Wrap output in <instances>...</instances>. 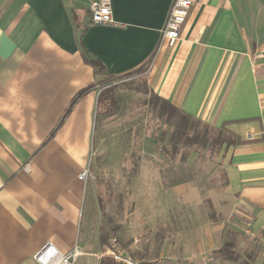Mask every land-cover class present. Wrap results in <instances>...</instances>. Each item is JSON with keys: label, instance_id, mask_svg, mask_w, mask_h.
Segmentation results:
<instances>
[{"label": "crops", "instance_id": "obj_1", "mask_svg": "<svg viewBox=\"0 0 264 264\" xmlns=\"http://www.w3.org/2000/svg\"><path fill=\"white\" fill-rule=\"evenodd\" d=\"M173 3L112 0L117 24L99 26L90 0H0V33L16 44L0 56V264H39L46 243L78 247L76 264H125L109 250L141 264H264V0H192L169 47ZM145 67L150 94L242 139L219 153L222 182L182 177L155 138L135 153L133 139L97 133L103 79ZM227 240L237 261L217 254Z\"/></svg>", "mask_w": 264, "mask_h": 264}, {"label": "rangeland", "instance_id": "obj_2", "mask_svg": "<svg viewBox=\"0 0 264 264\" xmlns=\"http://www.w3.org/2000/svg\"><path fill=\"white\" fill-rule=\"evenodd\" d=\"M146 69L145 67L119 77L103 79V91L116 87V92L121 96L120 109L114 115L106 117L105 106L99 103L97 111V133L102 131V139L106 142H109V139H133L135 153L141 152L142 139L153 138L165 128L162 120L150 106L151 94L146 85ZM201 153L202 155L197 157L193 172L186 171L184 166L181 167L182 177L201 174L199 178L205 180V187L211 186V182L215 184L222 182L220 150L201 149ZM90 164L89 166L94 164L93 158Z\"/></svg>", "mask_w": 264, "mask_h": 264}, {"label": "trees", "instance_id": "obj_3", "mask_svg": "<svg viewBox=\"0 0 264 264\" xmlns=\"http://www.w3.org/2000/svg\"><path fill=\"white\" fill-rule=\"evenodd\" d=\"M95 67V72L104 74V67L99 61L88 59ZM129 74V73H128ZM99 103L105 106L106 117L112 116L120 109L121 96L116 92V87L112 90L102 91L99 96ZM150 106L154 113L162 120L165 126L153 138L157 139L161 148V152L173 158L180 156L181 166L185 167L189 154L194 151L201 156V149H218L223 146L238 145L242 139L231 130L226 128H215L200 119L194 118L189 114L181 111L173 106L169 101L151 94ZM98 120V112H97ZM217 254L225 259L237 261L238 254L233 250L232 241H226L223 247L217 250ZM246 264H254L252 254H246Z\"/></svg>", "mask_w": 264, "mask_h": 264}, {"label": "built area", "instance_id": "obj_4", "mask_svg": "<svg viewBox=\"0 0 264 264\" xmlns=\"http://www.w3.org/2000/svg\"><path fill=\"white\" fill-rule=\"evenodd\" d=\"M192 6V0H174L166 26L162 32L161 43H166L169 47L176 45L181 36V29L185 23ZM90 9L92 22L99 26L117 24L113 17L112 0H90ZM253 138L252 135L249 136ZM90 175L89 169H85L79 176L80 179L86 180ZM247 234H252L250 229H246ZM264 246V236L260 239ZM82 251L75 247L68 253H62L53 244L46 243L35 255L34 258L39 264H76L77 259ZM103 255V254H102ZM105 255L124 262L125 264H141L129 257L109 250Z\"/></svg>", "mask_w": 264, "mask_h": 264}, {"label": "water", "instance_id": "obj_5", "mask_svg": "<svg viewBox=\"0 0 264 264\" xmlns=\"http://www.w3.org/2000/svg\"><path fill=\"white\" fill-rule=\"evenodd\" d=\"M16 48V44L5 33H0V56L8 58Z\"/></svg>", "mask_w": 264, "mask_h": 264}]
</instances>
